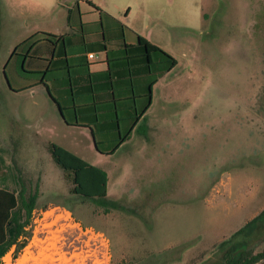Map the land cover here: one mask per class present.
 Wrapping results in <instances>:
<instances>
[{
    "label": "rangeland",
    "instance_id": "rangeland-1",
    "mask_svg": "<svg viewBox=\"0 0 264 264\" xmlns=\"http://www.w3.org/2000/svg\"><path fill=\"white\" fill-rule=\"evenodd\" d=\"M65 1L0 0V177L39 192L27 245H14L2 264H220V240L264 196V0H148L146 31L178 64L154 88L146 135L114 154L98 151L88 130L60 123L43 87H7L4 66L18 45L23 52L38 31H68ZM91 1L121 18L130 7L138 17L143 10L137 0ZM16 60L7 70L20 87L28 81L14 73ZM49 141L102 168L108 195L132 210L105 212L72 195ZM246 238L254 253L264 250V220L235 242Z\"/></svg>",
    "mask_w": 264,
    "mask_h": 264
},
{
    "label": "crops",
    "instance_id": "crops-1",
    "mask_svg": "<svg viewBox=\"0 0 264 264\" xmlns=\"http://www.w3.org/2000/svg\"><path fill=\"white\" fill-rule=\"evenodd\" d=\"M137 2L140 7H143L140 17L137 15V10L134 11L130 7L126 11L124 18H121L110 8L102 7V5L91 0H66L64 4L67 7L68 31L60 34L38 31L29 38L31 39L34 35L41 32L57 36L66 35L68 44L64 51L58 53V47L45 40L38 41L30 49L34 41L31 40L26 45V51H23L24 53L29 52V57L26 60L28 67L31 69L44 70L51 59L54 62L53 74L50 76V81H48L50 89L44 84H37L26 90H34L35 87H43L47 90L56 111L59 112V114H56L58 115V121L68 127L88 130L97 150L96 136L92 128L116 126L118 132L109 134L103 128L99 129L101 134L98 135V137L102 138L101 142H116L120 139L122 133H126L131 126V117H139L137 126H142L145 123L148 110L153 104V95L149 97L150 89L148 88V83L154 77L153 73L156 72V68L153 67L155 70H151L152 66L147 64V59L145 60L144 53L140 48L128 49L127 46L138 45L140 36H142L151 43L169 51L162 43L154 40V26L151 29L153 30L152 32L150 30L146 31L151 24L149 10L147 9L148 0H137ZM42 36L45 37L44 35ZM53 48L55 50L54 54H52ZM88 52H95L98 54V58L95 61H90L86 56ZM128 56L131 58L127 59ZM111 69H114V73L116 71L121 73L126 70L128 74H122L125 78L115 76L112 79L114 83L111 86L112 88L107 89L101 86V83L110 78L111 73L109 71ZM14 73L18 74L17 72ZM34 83L28 81L22 83V86ZM155 86L153 87V93ZM8 88H6V91ZM10 90L13 92L25 91H16L13 85ZM151 98L152 104L143 115H140V112L146 107ZM57 102H60L62 107ZM136 133L138 132L134 129L129 139L124 141L121 146L132 142ZM164 142L166 145L172 143L166 138ZM154 155H152L153 159L159 157L157 152ZM152 158L151 160H153ZM222 184L223 180L221 179L211 189L219 191L223 186ZM219 196L213 193L215 199H218ZM263 201L264 196H257L253 206L255 204L262 205L264 204L262 203ZM257 205L255 206V211L253 210L250 217L246 219V223L264 210V205L256 209ZM194 234L202 236L201 234L203 233L195 232ZM230 237L224 236L220 243ZM171 247L176 246L173 245Z\"/></svg>",
    "mask_w": 264,
    "mask_h": 264
},
{
    "label": "trees",
    "instance_id": "trees-1",
    "mask_svg": "<svg viewBox=\"0 0 264 264\" xmlns=\"http://www.w3.org/2000/svg\"><path fill=\"white\" fill-rule=\"evenodd\" d=\"M98 9L100 8L98 7ZM66 39V35L57 36L55 34L41 32L34 35L31 39L23 42V44L25 43L27 45L29 42H31V40H34L30 47L31 49L33 45L38 43V41L45 40L58 47V53H61L68 44ZM21 46L22 44L18 45L14 49L4 66V70L8 73L7 69L10 62L15 59V56L21 55V63L18 64V60H16L13 71L18 73L17 76L19 78L25 79L27 81L31 80L29 81L30 83H35L31 85L27 84L28 86H22L21 84L20 87H15L13 85V87H15L16 91H21L36 86L37 84H44L48 89H50L48 81H50V76H52V72L54 70L53 59L49 61V64L44 70L31 69L28 67L26 60V58L29 57V52H18V49ZM137 47L143 51L145 60L147 59V64L152 66L151 70H155L154 68H156V72L153 73L154 77H152L148 83V88L150 89L149 97H151L153 95V87L159 82L161 77L171 71L178 64V60L171 53L159 47L158 45L151 43L142 36H140L138 45L127 46L128 49ZM54 53L55 50L53 48L52 54ZM130 58V56L127 57V59ZM113 71L114 69L109 71L112 77L110 75V78L101 83V86L110 89L114 84L112 79L115 76H121L122 78H125V76H122V74H128V71L126 70L122 71L121 73H117V71L114 73ZM57 103L60 107H62L60 102ZM151 104L152 98L146 107L140 112V115H143ZM131 118L132 124L128 128L127 132L122 133V136L119 140L112 142L113 146L108 150L102 149L100 146L102 142L98 140V135L101 134L99 129L101 130L106 126L101 128H92V131L96 136V144L100 152L114 154L122 145V143L129 139L134 129H136L138 133L146 135L148 126L146 124L137 126L139 117ZM105 129L109 132V134L118 132L117 127L113 125ZM47 150L50 152L54 162L63 170L64 175L70 182V193L72 195L81 197L85 200L94 201L99 206H102L105 212H109L111 209L132 210L129 207L130 204L122 197H112L108 195V175L102 168L89 163L79 155L55 142H49L47 144ZM4 163V156L3 154H0V174L2 171L1 166ZM8 179L9 178L7 177V174H3L0 177V264H2L3 257L14 245H17L18 252L27 245L30 236L28 227L31 224L32 212L37 205V199L39 196V192L37 190L27 194L24 187L22 189L10 187ZM263 220L264 210L256 217L251 219L248 223H246L242 228L236 231L230 238L221 242L220 247L225 248V250L223 252V262L220 264H253L264 257V250L254 253L253 250L249 248L247 238L246 240L243 239L241 242H235L236 236L241 234H251L256 230L258 225Z\"/></svg>",
    "mask_w": 264,
    "mask_h": 264
},
{
    "label": "water",
    "instance_id": "water-1",
    "mask_svg": "<svg viewBox=\"0 0 264 264\" xmlns=\"http://www.w3.org/2000/svg\"><path fill=\"white\" fill-rule=\"evenodd\" d=\"M4 75H5V78H6V81H7V84H8V87L11 89L12 88V85H11V82L9 80V77L7 75V72L4 70ZM253 264H264V257L261 258L260 260L256 261L255 263Z\"/></svg>",
    "mask_w": 264,
    "mask_h": 264
},
{
    "label": "built area",
    "instance_id": "built-area-1",
    "mask_svg": "<svg viewBox=\"0 0 264 264\" xmlns=\"http://www.w3.org/2000/svg\"><path fill=\"white\" fill-rule=\"evenodd\" d=\"M87 57L90 61H95L98 58V54L95 52H89Z\"/></svg>",
    "mask_w": 264,
    "mask_h": 264
},
{
    "label": "bare ground",
    "instance_id": "bare-ground-1",
    "mask_svg": "<svg viewBox=\"0 0 264 264\" xmlns=\"http://www.w3.org/2000/svg\"><path fill=\"white\" fill-rule=\"evenodd\" d=\"M56 259L58 260V258H56ZM51 263H52V264H56V263H54V262H51ZM38 264H45V263H42V262H41V263H38Z\"/></svg>",
    "mask_w": 264,
    "mask_h": 264
}]
</instances>
